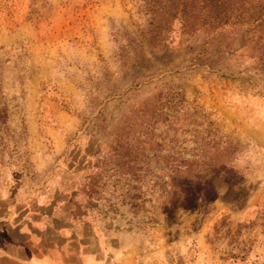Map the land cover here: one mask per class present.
Instances as JSON below:
<instances>
[{
	"label": "rangeland",
	"instance_id": "1",
	"mask_svg": "<svg viewBox=\"0 0 264 264\" xmlns=\"http://www.w3.org/2000/svg\"><path fill=\"white\" fill-rule=\"evenodd\" d=\"M158 3L0 0V158L14 176L72 178L111 226L137 231L121 264H165L193 237L212 243L209 264H264V47L238 23L249 5L184 31L152 19Z\"/></svg>",
	"mask_w": 264,
	"mask_h": 264
},
{
	"label": "crops",
	"instance_id": "2",
	"mask_svg": "<svg viewBox=\"0 0 264 264\" xmlns=\"http://www.w3.org/2000/svg\"><path fill=\"white\" fill-rule=\"evenodd\" d=\"M41 177L14 176L0 158V264H121L118 250L142 248L137 231L111 226L72 178ZM169 248L165 264H209L215 256L200 237Z\"/></svg>",
	"mask_w": 264,
	"mask_h": 264
},
{
	"label": "trees",
	"instance_id": "3",
	"mask_svg": "<svg viewBox=\"0 0 264 264\" xmlns=\"http://www.w3.org/2000/svg\"><path fill=\"white\" fill-rule=\"evenodd\" d=\"M229 0H159L158 6L149 9L152 19H164L165 25L172 24L175 19L182 21V29L193 28L197 25L200 13H208L210 19L213 18L214 9L224 8ZM249 5L248 15L244 21H239V25L245 27L246 32H250V42L252 45H263L264 47V0H245ZM226 19V18H225ZM191 20V21H190ZM220 20L219 25H227ZM227 20V19H226ZM236 24V23H234ZM212 26V25H210ZM249 48V47H248ZM264 56V54L262 55Z\"/></svg>",
	"mask_w": 264,
	"mask_h": 264
}]
</instances>
